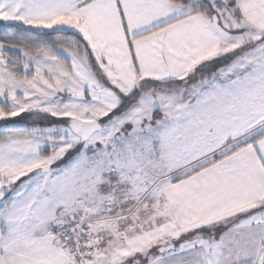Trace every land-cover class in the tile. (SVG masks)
I'll return each instance as SVG.
<instances>
[{
	"label": "snow or ice",
	"instance_id": "6c2138e0",
	"mask_svg": "<svg viewBox=\"0 0 264 264\" xmlns=\"http://www.w3.org/2000/svg\"><path fill=\"white\" fill-rule=\"evenodd\" d=\"M0 264H264V0H0Z\"/></svg>",
	"mask_w": 264,
	"mask_h": 264
}]
</instances>
